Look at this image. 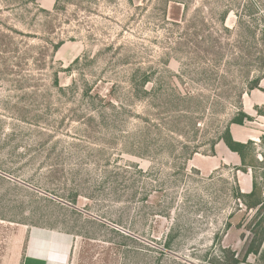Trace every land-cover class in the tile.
Masks as SVG:
<instances>
[{
    "label": "rangeland",
    "instance_id": "374dc122",
    "mask_svg": "<svg viewBox=\"0 0 264 264\" xmlns=\"http://www.w3.org/2000/svg\"><path fill=\"white\" fill-rule=\"evenodd\" d=\"M263 23L264 0H0V264L31 231L66 264H264Z\"/></svg>",
    "mask_w": 264,
    "mask_h": 264
},
{
    "label": "trees",
    "instance_id": "16d2710c",
    "mask_svg": "<svg viewBox=\"0 0 264 264\" xmlns=\"http://www.w3.org/2000/svg\"><path fill=\"white\" fill-rule=\"evenodd\" d=\"M260 34L262 37V44L264 48V23L262 25V29L260 30ZM264 55V53H263ZM149 78L147 76L143 77L141 86L144 93L146 91L144 90V87L147 83H149ZM253 89H259L258 80L251 81V90ZM245 121H252V117L247 115L245 112H243L241 109L237 111V113L233 116V118L229 121L228 125L224 128L221 136L219 137V140H221L224 145L227 147V149L233 153H236L239 158L241 159L242 163L245 161V150L248 148V146L251 144V142L247 144H242L235 142L230 134L229 126L230 124H237V125H243ZM211 153L214 154V149L211 148ZM257 193V184L256 182H253L252 184V190L249 193H241L236 188L234 191V194L236 198L241 201L244 206L247 209H255L258 208L257 212L261 210L263 207V201H261L260 197L256 196ZM264 239V235L261 236L260 240H258L257 244L251 243V245L248 247L246 251V255L249 254H258L261 247V242ZM168 246V244H166ZM222 253H225V250L221 251ZM224 258V256H223ZM217 262V261H216ZM212 263H214L212 261ZM242 261H240L237 257H235V254H231L230 260L227 264H241ZM215 264V263H214Z\"/></svg>",
    "mask_w": 264,
    "mask_h": 264
},
{
    "label": "crops",
    "instance_id": "0c3cea01",
    "mask_svg": "<svg viewBox=\"0 0 264 264\" xmlns=\"http://www.w3.org/2000/svg\"><path fill=\"white\" fill-rule=\"evenodd\" d=\"M238 142L243 141L238 140ZM250 190L251 186L246 192ZM26 237L20 264H66L69 251L67 236L59 233L31 231Z\"/></svg>",
    "mask_w": 264,
    "mask_h": 264
}]
</instances>
